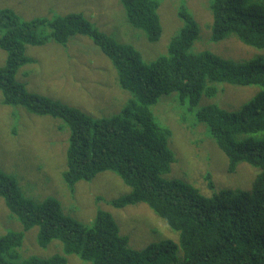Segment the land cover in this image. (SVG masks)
Segmentation results:
<instances>
[{
    "label": "trees",
    "instance_id": "1",
    "mask_svg": "<svg viewBox=\"0 0 264 264\" xmlns=\"http://www.w3.org/2000/svg\"><path fill=\"white\" fill-rule=\"evenodd\" d=\"M119 1L129 24L142 30L148 41H158L159 1ZM209 7L212 40L233 36L264 49V0H210ZM187 9L182 5L178 10L183 24L169 41L167 53L147 63L133 45L97 30L80 12L53 20L22 19L0 7V48L7 55L0 66L2 103L63 120L69 137L61 176L69 188L97 174H114L128 192L112 204L123 208L144 203L170 233L142 250L132 249L110 213L98 210L91 224L83 225L65 214L54 197L33 202L14 176L0 170V197L23 231L37 226L40 246L52 240L62 246L61 254L50 258L21 257L23 231H11L0 236V264H65L69 255L88 264H264V54L260 51L257 57L235 63L206 50L193 52L199 27ZM74 35L90 38L111 63L118 86L127 94L118 113L94 119L29 91L17 80L21 68L33 62L27 46L49 40L65 44ZM221 84L254 85L258 90L234 110L201 106L196 119L208 126L226 155L228 171L246 162L259 172L250 190L224 188L204 195L191 184L162 178L175 159L168 144L172 132L160 124L152 108L173 93L195 107L202 95L218 93ZM168 100L182 106L174 97ZM205 178L213 188L210 175Z\"/></svg>",
    "mask_w": 264,
    "mask_h": 264
},
{
    "label": "rangeland",
    "instance_id": "2",
    "mask_svg": "<svg viewBox=\"0 0 264 264\" xmlns=\"http://www.w3.org/2000/svg\"><path fill=\"white\" fill-rule=\"evenodd\" d=\"M158 1L162 33L156 42L148 41L142 30L129 24L119 0H0V7L11 9L22 19L38 16L53 20L56 16L80 12L97 30L120 43L133 45L148 63L167 53L169 41L182 27L178 10L184 5L199 27L193 52L206 50L235 63L257 57L260 51L264 54V49L245 45L233 36L212 40L210 0ZM26 54L33 62L22 67L16 78L29 91L78 108L94 119L116 114L123 107L127 94L118 86L111 63L87 36L74 35L65 44L49 40L43 45L27 46ZM6 58L0 48V66ZM257 90L254 85L221 84L218 93L202 95L195 107H190L187 100H177L176 93L160 98L152 110L160 124L171 129L168 144L175 157L162 178L191 184L204 195L224 188L250 190L259 169L241 162L233 172L228 171L226 155L216 145L208 126L196 119L195 112L208 104L237 109ZM168 97H174L182 106L169 104ZM68 137L69 129L60 118L5 105L0 93V170L16 178L27 198L40 202L54 197L65 214L86 226L98 210L106 211L114 217L120 235L127 237L129 247L135 250L170 237L164 220L146 204L123 208L112 204L111 200L128 192V187L114 174H97L94 179L69 188L61 176L66 165ZM206 174L210 175L213 188L207 185ZM11 231L22 232L23 228L0 197V236ZM37 233V226L23 231L21 257L50 258L61 254L58 240L40 246ZM65 264L88 263L69 255Z\"/></svg>",
    "mask_w": 264,
    "mask_h": 264
},
{
    "label": "clouds",
    "instance_id": "3",
    "mask_svg": "<svg viewBox=\"0 0 264 264\" xmlns=\"http://www.w3.org/2000/svg\"><path fill=\"white\" fill-rule=\"evenodd\" d=\"M237 167V166H236ZM236 169V168H235ZM233 172V171H232Z\"/></svg>",
    "mask_w": 264,
    "mask_h": 264
},
{
    "label": "crops",
    "instance_id": "4",
    "mask_svg": "<svg viewBox=\"0 0 264 264\" xmlns=\"http://www.w3.org/2000/svg\"><path fill=\"white\" fill-rule=\"evenodd\" d=\"M31 18H33V17H31ZM29 19V18H28Z\"/></svg>",
    "mask_w": 264,
    "mask_h": 264
}]
</instances>
